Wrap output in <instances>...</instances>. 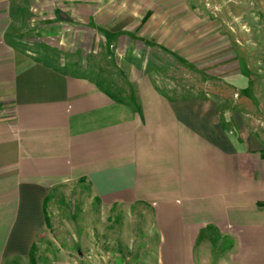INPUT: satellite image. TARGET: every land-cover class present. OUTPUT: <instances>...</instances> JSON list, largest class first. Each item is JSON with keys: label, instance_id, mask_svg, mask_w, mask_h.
<instances>
[{"label": "crops", "instance_id": "obj_1", "mask_svg": "<svg viewBox=\"0 0 264 264\" xmlns=\"http://www.w3.org/2000/svg\"><path fill=\"white\" fill-rule=\"evenodd\" d=\"M166 1L0 0V264L32 263L46 199L69 185L102 208L150 213L155 258L141 264H208L214 241L219 264H264V98L255 94L257 76L264 89V0L250 11L260 22L249 28L263 37L258 67L244 35L222 33L221 72L237 76L235 98L166 89L162 70L127 63L119 74L133 91L118 97L75 63H135L148 52L133 43L157 45L155 29L200 27L163 19ZM227 26L205 19L210 34Z\"/></svg>", "mask_w": 264, "mask_h": 264}, {"label": "rangeland", "instance_id": "obj_2", "mask_svg": "<svg viewBox=\"0 0 264 264\" xmlns=\"http://www.w3.org/2000/svg\"><path fill=\"white\" fill-rule=\"evenodd\" d=\"M228 1L167 0L163 4L168 14H164L163 19L168 21L191 19L193 23H199L200 27L192 29L187 24V27L181 29L173 26L155 29L156 37L160 41L157 45L152 43L148 49L146 44L133 43L134 46L136 45V47L133 46L134 51L145 49L148 52L142 55L141 60L140 58L130 60L135 63L123 59L111 60L104 56L90 57L85 61L76 60L75 63L83 64L88 68L86 74L97 81L101 88L115 92L118 97L126 96L127 98L133 91L127 81L130 76L119 74L121 68L123 69L127 63L131 68L143 65L149 71L162 70L161 73L155 74H159L158 82L165 83L166 89L173 84L181 91H196L201 96L212 94L217 98L221 95L235 98L233 92L236 88L237 76L225 77L221 72L223 71L222 63H224L221 58L225 48L223 34L228 30L232 33L234 40L241 39L240 35L245 36L244 42L247 43L245 49L256 53V59L252 60L255 67L260 65L257 64V54L259 53L260 56L263 48L262 42L259 44V49L256 47L257 40L263 37H261V26L256 27L255 32L249 28L253 22L255 24L260 22V19H252L250 12L253 7L252 0ZM237 1L245 4L242 6L244 12L236 10ZM241 5L239 4L240 7ZM174 6H182L185 9L191 6L192 13L184 12L174 17ZM205 19H214L220 25L224 21L229 26L213 29L210 34V31L204 27ZM152 30L148 29L150 33ZM178 31L183 33L176 35L175 32ZM192 32H195L196 36ZM211 35L212 38H210ZM235 48L236 44H234ZM121 51H124V45L121 46ZM178 53L185 58L179 59ZM261 64L264 68V61H261ZM209 87H212L214 91L207 92ZM263 92L262 78L257 76L255 88L257 98L263 99ZM47 215L50 226L38 239L36 260L31 264H99L105 261L108 264H141L143 260L150 262L155 258L157 236L151 228L150 213L142 208H102L94 201L87 188L69 185L62 187L55 194L48 205ZM216 243L214 241L213 247H210L211 253L205 254L208 264L220 262L222 251Z\"/></svg>", "mask_w": 264, "mask_h": 264}, {"label": "trees", "instance_id": "obj_3", "mask_svg": "<svg viewBox=\"0 0 264 264\" xmlns=\"http://www.w3.org/2000/svg\"><path fill=\"white\" fill-rule=\"evenodd\" d=\"M52 197L53 196H50V197H48L47 199H46V206H48L49 205V203H50V201L52 200ZM47 210V209H46ZM50 222H49V218H48V220H47V227L49 228V226H50V224H49ZM35 260H36V258H35V255H34V253L32 254V262L34 261L35 262Z\"/></svg>", "mask_w": 264, "mask_h": 264}]
</instances>
